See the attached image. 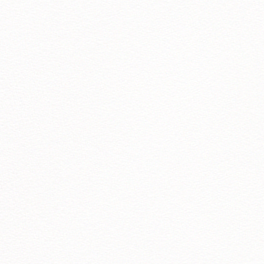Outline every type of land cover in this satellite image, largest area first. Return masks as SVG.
<instances>
[{
    "label": "snow or ice",
    "instance_id": "snow-or-ice-1",
    "mask_svg": "<svg viewBox=\"0 0 264 264\" xmlns=\"http://www.w3.org/2000/svg\"><path fill=\"white\" fill-rule=\"evenodd\" d=\"M0 264H264V0H0Z\"/></svg>",
    "mask_w": 264,
    "mask_h": 264
}]
</instances>
